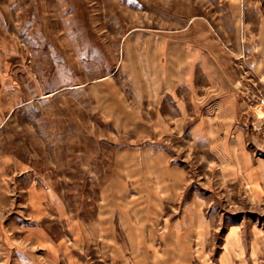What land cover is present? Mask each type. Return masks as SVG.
Wrapping results in <instances>:
<instances>
[{
    "label": "rangeland",
    "instance_id": "obj_1",
    "mask_svg": "<svg viewBox=\"0 0 264 264\" xmlns=\"http://www.w3.org/2000/svg\"><path fill=\"white\" fill-rule=\"evenodd\" d=\"M0 264H264V0H0Z\"/></svg>",
    "mask_w": 264,
    "mask_h": 264
},
{
    "label": "crops",
    "instance_id": "obj_2",
    "mask_svg": "<svg viewBox=\"0 0 264 264\" xmlns=\"http://www.w3.org/2000/svg\"><path fill=\"white\" fill-rule=\"evenodd\" d=\"M208 62H204V64L202 65V71H205V83L201 84V85H195L194 83L190 82V79H188V74L186 72V79L183 77L181 78H177V80L181 81L183 80L184 83L180 82L178 83L179 86H185V87H189L188 89H190V92L192 93V96L195 98V101H199L201 100L202 103H206L207 101H210V98H214L215 104H212V106H214V108L216 109L217 112H227V102L228 101V96L232 97V94L230 92H226L227 91V82L225 80L224 75L221 73V67L219 64L216 63V59H208ZM230 84V83H229ZM196 86V87H195ZM199 87V88H198ZM200 91V92H199ZM174 96H176V94H174ZM231 99V98H229ZM173 102H176V100H174ZM200 102V103H201ZM231 108V107H230ZM229 108V109H230ZM214 109V110H215Z\"/></svg>",
    "mask_w": 264,
    "mask_h": 264
}]
</instances>
